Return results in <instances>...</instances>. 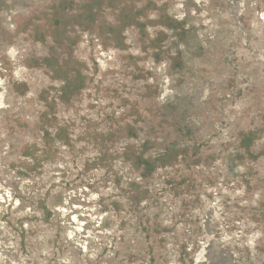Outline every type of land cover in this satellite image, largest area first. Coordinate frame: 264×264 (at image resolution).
I'll use <instances>...</instances> for the list:
<instances>
[{"label": "rangeland", "instance_id": "374dc122", "mask_svg": "<svg viewBox=\"0 0 264 264\" xmlns=\"http://www.w3.org/2000/svg\"><path fill=\"white\" fill-rule=\"evenodd\" d=\"M0 264H264V0H0Z\"/></svg>", "mask_w": 264, "mask_h": 264}]
</instances>
